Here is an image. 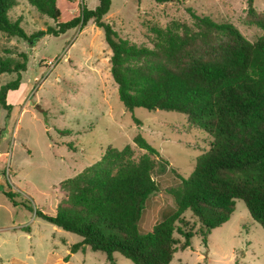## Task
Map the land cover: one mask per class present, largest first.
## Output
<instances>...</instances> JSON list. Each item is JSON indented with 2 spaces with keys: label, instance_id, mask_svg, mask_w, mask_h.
Segmentation results:
<instances>
[{
  "label": "rangeland",
  "instance_id": "rangeland-1",
  "mask_svg": "<svg viewBox=\"0 0 264 264\" xmlns=\"http://www.w3.org/2000/svg\"><path fill=\"white\" fill-rule=\"evenodd\" d=\"M240 1L233 0L230 7L228 0H113L104 21L129 43L153 48L160 30L196 29L188 11L192 9L216 23H232L255 42L263 31L247 24V5ZM98 4L99 0H60L58 7L68 20L83 6L95 9ZM256 7L264 10V0H257ZM9 16L21 20L29 36L56 28L28 0H20ZM23 53L27 70L21 73L19 89L7 94L11 112L0 105V264H110L106 254L89 247L71 254L80 236L15 206L6 192L16 194L18 202L29 201L34 208L56 214L67 197L63 181L101 160L109 146L130 145L136 159L141 158L147 152L133 142L141 135L161 156H152L159 191L150 196L139 222L146 233L174 210L169 191L180 185L179 176L189 178L214 137L182 113L128 110L111 75L112 51L104 30L92 22L84 29L44 34L32 41L0 31V58L22 62ZM16 78L17 73L2 74L0 91ZM184 218L188 224L183 229L197 235L183 250L185 239L175 234L179 244L171 264H264V229L243 201H237L227 223L212 231L207 245L192 213ZM114 258L116 264H134L120 254Z\"/></svg>",
  "mask_w": 264,
  "mask_h": 264
},
{
  "label": "trees",
  "instance_id": "trees-1",
  "mask_svg": "<svg viewBox=\"0 0 264 264\" xmlns=\"http://www.w3.org/2000/svg\"><path fill=\"white\" fill-rule=\"evenodd\" d=\"M19 1L0 0V31L32 41L44 34L59 36L77 27L84 29L92 22L104 30L112 51L111 75L128 110L185 114L214 141L189 178L179 176L180 185L169 191L174 210L146 233L139 222L150 196L159 191L152 176V156H161L141 135L133 140L147 152L141 158L136 159L130 145L109 146L101 160L63 181L67 197L56 214L34 208L29 201L18 202L16 194L6 192L15 206L35 211L38 218L80 236L71 254L89 247L106 254L110 264H116L115 254L134 264H171L179 244L175 234L185 239L183 250L197 235L183 229L187 212L200 224L198 234L207 245L212 231L230 220L239 200L264 229V12L255 8L254 0H246V13L247 24L263 31L255 42L232 23H216L188 9L196 29L160 30L153 48L129 43L104 21L113 0H99L95 9L83 6L68 20L58 7L60 0H28L56 23V28L31 36L21 20L9 16ZM21 57L22 62L0 58V76L17 73L16 80L0 91V105L8 112L12 110L8 91L19 89L21 73L27 70V54Z\"/></svg>",
  "mask_w": 264,
  "mask_h": 264
},
{
  "label": "crops",
  "instance_id": "crops-1",
  "mask_svg": "<svg viewBox=\"0 0 264 264\" xmlns=\"http://www.w3.org/2000/svg\"><path fill=\"white\" fill-rule=\"evenodd\" d=\"M218 1H220V2H222V0H218ZM238 1H240V0H238ZM228 2L230 3L229 5H230V7H232L233 6V0H228ZM241 2V1H240ZM256 3H257V0H254V6H255V8L259 11V12H264V10H259L257 7H256ZM242 5H245V7H246V0H242Z\"/></svg>",
  "mask_w": 264,
  "mask_h": 264
}]
</instances>
